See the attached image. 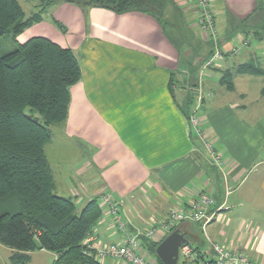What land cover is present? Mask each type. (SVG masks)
Listing matches in <instances>:
<instances>
[{"label": "crops", "instance_id": "crops-1", "mask_svg": "<svg viewBox=\"0 0 264 264\" xmlns=\"http://www.w3.org/2000/svg\"><path fill=\"white\" fill-rule=\"evenodd\" d=\"M210 3L224 54L208 68L203 61L213 48L210 42L205 51L196 49L190 35L179 30L186 26L189 32V21L196 27L194 0H166L160 17L59 1L16 41L46 37L69 48L80 66V79L69 88L66 117L50 127L44 146L56 192L74 196L80 209L92 198L99 202L102 192L109 194L133 232L164 220L173 207H185L197 191H207L217 210L204 227L187 226L192 253L185 264L211 259L206 236L264 264V83L250 93L253 77L264 81V75L238 71L253 63L264 72L256 60L264 37L254 36L245 23L257 0ZM239 38L247 44L233 53ZM222 74H228L231 89L220 82ZM192 116L198 117L197 125ZM200 134L221 154L219 166ZM47 147L64 153L50 156ZM100 207L97 241H120L107 206ZM143 250L156 264V257ZM6 251L0 264H12L11 250ZM54 259L44 249L29 252V264Z\"/></svg>", "mask_w": 264, "mask_h": 264}, {"label": "trees", "instance_id": "trees-1", "mask_svg": "<svg viewBox=\"0 0 264 264\" xmlns=\"http://www.w3.org/2000/svg\"><path fill=\"white\" fill-rule=\"evenodd\" d=\"M38 1L36 10L26 15L19 0H0V36H9L16 43L12 51L0 55V245L11 250L12 264H29V252L40 249L55 255L52 264H105L83 245L102 216L97 198L77 212L74 196L56 192L44 151L50 127L66 117L69 88L80 79L78 60L69 48L46 37H30L22 43L16 37L41 21L48 5L59 1L117 12L134 9L160 17L166 0ZM238 71L264 75L253 63L240 65ZM220 82L232 88L228 74H222ZM191 223L200 224L188 221L178 228L186 231ZM188 239L184 243L191 245ZM159 243L142 239L156 264H162L155 254Z\"/></svg>", "mask_w": 264, "mask_h": 264}, {"label": "built area", "instance_id": "built-area-1", "mask_svg": "<svg viewBox=\"0 0 264 264\" xmlns=\"http://www.w3.org/2000/svg\"><path fill=\"white\" fill-rule=\"evenodd\" d=\"M194 2L197 10L195 18L197 31L205 41L213 44L212 54L203 64V68H208L218 63L223 58L224 52L216 42L218 27L211 9L210 0H194ZM239 43L246 45L247 41L239 38ZM237 52L238 49L234 47L233 53ZM192 122L197 125L198 117L192 116ZM200 135L204 140V147L212 163L219 166L222 162L221 154L215 150L211 140L204 138L203 134ZM99 204L107 206L117 230L122 233V237L120 241L100 243L97 241L94 226L83 241L85 250L88 254L93 253L99 260L110 257L129 264H154L145 255L142 239L153 240L155 237L163 239L173 228L188 221L199 222L204 227L215 216L217 210L214 196L207 191L199 190L193 194L185 207L171 208L164 220L152 221L149 223L150 226L148 228L131 232L126 228L118 203L109 194L102 192L99 196ZM206 239L212 257L210 260L202 261L199 264H254L243 252L213 241L207 236ZM191 253L190 245L183 242L179 247V258L184 257L187 259Z\"/></svg>", "mask_w": 264, "mask_h": 264}, {"label": "rangeland", "instance_id": "rangeland-1", "mask_svg": "<svg viewBox=\"0 0 264 264\" xmlns=\"http://www.w3.org/2000/svg\"><path fill=\"white\" fill-rule=\"evenodd\" d=\"M21 6L23 7L26 15H29L32 11H34L36 8L34 5L38 4V0H19ZM257 6L258 8L256 9V11L252 14V16H250L247 20H246V25L249 27V32H252V34H258V36H264V29L262 28L264 26V0H257ZM189 23V32L187 33L185 28L186 26H182L180 27L179 30H181L182 32H180V34L182 35H190V40L191 43L190 45L192 47H195L196 49H203L204 51L206 50V48L208 47L207 41H205L201 35L199 34V32L197 31V28L194 27L191 24V21L188 22ZM250 39V38H249ZM248 39V40H249ZM264 40V39H263ZM187 41V40H186ZM190 42V41H188ZM15 42L12 41V39L9 36H0V55L5 54L9 51H12L15 47ZM238 51L243 48L246 45H243L239 42H237L234 45ZM257 54V64L263 66L264 65V48L259 49L256 51ZM262 58V59H260ZM253 80H256L255 82L253 81V85L250 89V93H252L251 91H253V94L256 90L257 85H262L264 83L263 78L262 77H253ZM256 85V86H255ZM241 86V84L239 85ZM255 89V90H253ZM251 98H254V96H251ZM46 153L50 156L54 155L55 153H64V151H59V149H55V147H47L46 149ZM74 189H76L75 187H72ZM58 194H60L61 192H57ZM63 195V194H60ZM75 199V198H74ZM76 210L77 212L80 209V206L77 204L76 206ZM198 233H200L199 231H197ZM188 240L192 241L191 238H189ZM7 247L0 245V253L1 255H5L6 253H8L7 251ZM185 258L184 257H180L178 260V264H185ZM102 262L105 260H101ZM106 262H108V264L110 263V260H106Z\"/></svg>", "mask_w": 264, "mask_h": 264}, {"label": "water", "instance_id": "water-1", "mask_svg": "<svg viewBox=\"0 0 264 264\" xmlns=\"http://www.w3.org/2000/svg\"><path fill=\"white\" fill-rule=\"evenodd\" d=\"M27 117L38 121V117H32V115ZM185 234L184 230L177 227L160 241L155 249V254L162 264H178L179 247L186 240Z\"/></svg>", "mask_w": 264, "mask_h": 264}]
</instances>
